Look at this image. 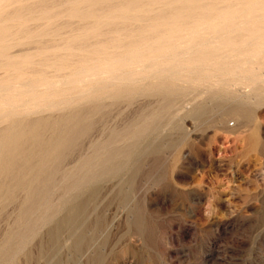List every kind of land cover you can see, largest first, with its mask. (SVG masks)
<instances>
[{
	"label": "rangeland",
	"instance_id": "rangeland-1",
	"mask_svg": "<svg viewBox=\"0 0 264 264\" xmlns=\"http://www.w3.org/2000/svg\"><path fill=\"white\" fill-rule=\"evenodd\" d=\"M40 1L31 0L29 3V0H20L23 3L22 6H25V2H28L26 5L32 3L35 6L34 3L36 2V6L40 4L38 6L42 8L38 6H35V8L32 5L30 7L25 6L23 12L29 9L26 14L22 12L21 8L18 17H24L21 19L16 17L17 20H11L13 22L11 24L10 22L5 24L4 21L0 20L2 22L0 24H4L3 28L0 27L2 28L0 29L2 34H0V38L3 39L8 35V39L7 37L3 40L0 39L2 42L0 52L2 51L4 56L11 55L12 58L14 54H20L22 62L24 61L22 63L19 59L22 70L24 69L22 74L26 70V76L24 75V77H27L26 80L28 81L37 79L40 77L39 74L42 76L45 72L49 76L58 74L56 73L57 68H53L54 71L51 68L52 72L50 67L46 65L50 64V61L55 58L52 52L56 51V48L59 52L63 51L67 41V45H72L76 40L77 45H72L73 50L83 47L87 50L90 44H93V48L101 43L102 46L108 45L112 35L110 30L99 32V36L103 39L100 37L92 38L94 39L93 43L90 39L89 44H85V42L88 43L85 34L89 32H87V28L84 34L82 30L85 28L82 27L95 24L92 20L94 17L96 19L99 17L100 21L98 19L97 21L100 23L97 22L96 24L101 25V23H104L101 20L107 18L109 11H114L116 8V11L126 9V5L123 7L126 3L124 0H116L117 4L115 1L113 3L105 0L107 3H104L99 0L100 3L97 0L98 5L95 0V4H93L96 7L95 9H92L90 3H88L90 0H85L86 2L84 0H78L77 2L76 0H55L56 3H52L53 0ZM64 1L66 2L64 3ZM69 2H72V4L76 2L79 9V3L85 2L86 6L83 3L81 5L84 8L88 7L90 11L95 10L96 13L93 12L95 16H93V13V15L91 14L93 17L89 14L86 17V22L85 19L80 22L79 18L76 19V16H73L75 12H72V7L75 5H70ZM90 2L92 4L94 1L91 0ZM169 3L172 4L173 2ZM205 3L201 2L200 5L194 3V5L197 8L202 6L203 9H209V7H213L212 5L216 6V4L208 2L206 6H203ZM145 4L146 9H149L151 5ZM170 4H167V6H161L162 4H155L154 6L153 4L151 8L153 10H158L160 7L161 9H169L172 7ZM142 5L144 3L138 6L142 8ZM175 5V7H178L179 4ZM182 5L180 4L179 8L184 9V7H187H182ZM187 5L189 6V4ZM194 5H192L193 8ZM223 5L220 4L219 6L225 7L228 4ZM78 6L76 7L78 8ZM164 6L169 7L165 8ZM192 6L187 8L192 9ZM237 6L238 8L241 7L235 5L236 8ZM76 7L74 8L76 9ZM83 7L80 10L88 9ZM102 7L105 9L103 10ZM108 7L110 8L108 9ZM46 8L48 11L45 10ZM112 8L113 10H111ZM202 8L199 7L198 9ZM41 9H44L47 13H51L49 11L53 9L54 14L47 15H50L51 22L57 19L53 23H50V20H46L47 22L40 20L44 23L40 21L39 23L38 20H36L37 22L27 20L28 29L22 25L24 22L26 23L24 20L30 17L31 12L33 14H31V17L43 13ZM79 9H76V12L80 11ZM67 11H71L70 14L68 13L69 15H66ZM114 13L111 12L112 15L109 14L110 16H108L109 19L111 17L112 22L106 19L105 23L114 22L113 25L117 23L115 17L118 14L115 16ZM96 15L99 16L96 17ZM154 15H151V17H155ZM70 16L72 20L69 21ZM100 16L105 17L100 19ZM53 17L55 18L53 19ZM73 17H75L74 20ZM88 17L92 18L88 19ZM22 19H24V22H22ZM151 19L150 22L152 23L155 18ZM262 20L264 19H261V22H264ZM82 21H84L83 23L90 21V23L83 24ZM42 24H45L46 28H42L44 26ZM130 25H132L131 21L130 23L128 21L124 26L129 27ZM21 26L23 27L21 28ZM3 29L7 33L19 29L17 30L19 33L25 31V34L22 32L24 36L20 33L21 38H19L20 36L16 37L17 31L15 30L13 36L17 40L14 39V41L13 37L12 39L9 37L12 33L5 34ZM30 29H32V32ZM27 30L33 35L27 34ZM39 30L41 33L43 31L44 35L47 32L46 36L43 33L42 36L41 33L39 35ZM58 31L61 33L58 34ZM80 31L83 32L81 33L84 34L82 35L84 38H80ZM105 31L109 32L106 33L107 36L104 33ZM56 32H58L59 37L54 34ZM50 34L53 36L52 41ZM27 35L31 38H28ZM22 36L25 37V40L22 39ZM67 36H69V39L73 38V41L64 38ZM54 37L56 39H53ZM27 38L31 39L33 44H31V40L27 41ZM5 39H10L11 42L10 40L4 41ZM18 40H22L20 42L23 45ZM79 41L82 42L81 45L78 44ZM98 41L102 42L99 43ZM5 42H8V44ZM18 43L22 46H18ZM8 45L17 46L10 48ZM3 46L5 48L8 46V51ZM80 46L82 47L80 48ZM46 47L51 48L48 52L52 50L49 55L45 50L48 49ZM69 48L71 47L69 46ZM53 49L55 50L53 51ZM3 51L8 52V54ZM29 52L30 54L34 53L32 55L36 53L37 58H35L36 56L31 57L32 60L29 61ZM39 52L40 54L43 53V56L38 54ZM21 54H24L23 57H21ZM24 56L29 57L28 62H33V64L29 65ZM61 57L70 59L67 54L65 55V52ZM0 59L2 61V58ZM14 59L16 60V57ZM34 61H36V65ZM40 61L42 62L40 63ZM76 63L74 62V64ZM180 64L182 67L184 66L182 62ZM33 65L36 66V70L31 69L34 68ZM78 65L79 63L76 64V67L72 65L71 68L73 66L79 68ZM41 66L43 70L40 69ZM26 67L29 69L27 70ZM74 67L72 69H75ZM163 67L161 69L157 68L158 71L166 70L164 74H162L163 72L159 73L161 75H154L152 71H158L150 68L146 70V68L137 67L136 70H130V73L136 72V74L148 71L151 75L149 74L150 77L147 76L146 78V74L145 79L139 76L138 79L134 78L130 83L116 82L117 88H114L120 91L123 87L124 90L121 89V91L124 93L115 100L110 97L105 98L106 96L101 97V99H93L95 94L90 98L91 94L95 93L98 88L96 89L95 84L89 85L86 81L83 84H86L83 89L88 88L89 91L87 90V92L90 93L89 86L93 85L94 87H92L93 91H91L89 99L87 92L82 90L81 92H84V94H81L84 96H76L79 97L77 100L73 99L72 94L73 98L71 96H68V98L67 96L66 98L60 97L61 99L57 98L56 100V102H59V107L30 114L29 118L32 119H56L68 116L73 111L88 110L95 103H101L104 107L101 115L93 114L90 117L92 124L88 132L77 137L73 146L63 150L64 160L61 171L55 178L48 200V205L52 207V210L48 214L43 210L33 214L31 217V221L34 223L32 229H24L18 224L21 208L26 198L25 190L17 192L11 198L9 196H5L2 200L0 198V254L2 253L0 264H264V95H261L264 92V66L257 67V73L261 78L260 80L257 79L258 76L255 78L257 84H255V81L252 83L255 80L253 78L256 76L255 73L253 77L250 75L252 80L246 76L242 82L241 80L244 78L240 77V79L243 78L237 80V85H241L240 87L234 85L236 82L229 84L233 86V88L229 86L230 90L233 89L232 92L227 86L211 83L212 80L215 83L214 81L217 80L214 79L219 76H213L214 79L209 76L208 82L206 80L208 76L195 73L192 77L194 79L197 77V81L204 84H197L196 79L190 80L192 84L190 82L186 84V77L182 81L173 80L174 75H172L173 79H171L172 76L169 78L173 70L175 71L172 66V71H167L170 66L167 69L165 66ZM36 71L39 74L36 75ZM29 73L32 77L27 76ZM168 73L169 77H165L168 76ZM11 74L13 75L12 72ZM6 76L5 69L0 68V82ZM29 76L30 78H28ZM158 77L161 81L165 78L168 81L170 80L169 82L176 81L177 88L175 91L167 93L157 88L163 83H168L167 80L159 82ZM203 77H206L204 78L205 81L215 86L209 84V87L208 83L206 86ZM141 78L143 81H141ZM200 78L203 80L201 81ZM119 83L121 85L123 83V86ZM125 84H130L131 89L129 85L126 86ZM217 84L219 83L217 82ZM194 85H205L207 89L205 86L198 88L195 86L193 88ZM216 86L217 88L219 86L218 90L223 87L224 90L228 89L230 92L225 93L227 96L222 95L223 97H219L221 96L220 93L224 94V92H217ZM234 87L236 90L238 89L237 92H240V90L241 92L237 93L235 91V93ZM133 88L137 89V92ZM132 89L131 96L129 93L132 92ZM256 89H262L261 92L257 90L261 93H258V96ZM233 92L234 94H230ZM215 93H217V96ZM236 94L243 97L240 98ZM260 96H262V99H260ZM67 99L71 101L68 106ZM102 99L105 102L101 101ZM243 99L247 102L245 103ZM240 105H243V107ZM238 113H240V116ZM250 113L252 114L250 115ZM5 120L0 119V129L6 126V122H3ZM113 136H116V139H111ZM51 137L52 135L48 133L45 139L48 140ZM99 146L100 149L98 150ZM110 152H113V158H106V155ZM88 160H92V164L90 166L84 165ZM75 184L76 186L72 189L71 185L74 186ZM81 203L85 204V210L80 215L77 212V206ZM68 219L73 220L71 225L64 224ZM17 234L22 235L23 238L14 239L13 235L16 236ZM11 235L13 238L12 241H9L7 237L9 238ZM79 238H82V243L78 242ZM8 243L10 247L7 250L10 251L4 259L3 254L7 248L5 245Z\"/></svg>",
	"mask_w": 264,
	"mask_h": 264
},
{
	"label": "bare ground",
	"instance_id": "bare-ground-1",
	"mask_svg": "<svg viewBox=\"0 0 264 264\" xmlns=\"http://www.w3.org/2000/svg\"><path fill=\"white\" fill-rule=\"evenodd\" d=\"M23 1H25V0H23ZM30 1L31 0H29V3H30ZM38 1H40V0H37V2ZM54 1L55 0H53L52 3L57 2V1L56 2H54ZM73 1H75V0H73ZM77 1L78 0H76V2ZM81 1H83V0H81ZM86 1H88V0H86ZM90 1H88V3H90L91 8L95 9L96 7L93 6V4H95V0H93L94 2H92V4ZM98 1H97V5L100 1H103L104 3H107V2H113L114 3V1H115L117 4L116 0H106L107 2H105V0H100L99 2ZM121 1H123V0H121ZM124 1L126 3L123 5V7H125V5H126V9L120 8L122 10L116 11L117 10V8H116V10L114 9V11H109V12L106 10L109 14L111 12H113V13L116 12V13H114L115 16H116V14H118V16H116L118 18L115 17V19H117L116 20L117 23L114 25H113L114 22L109 23V24H107V22L105 23L106 19H108L107 21H109L111 19V17L109 19L108 16H110L112 14H110V15L108 14V16L106 14H101V15H106L107 18L105 16H100V19L102 17H105V20H101L104 22L103 24L101 23V25H97L96 23L98 21H100L98 19L99 17H97L99 15H96L98 21L95 17H94V19L92 18L93 16H95V14L93 13L95 10L90 11L88 7H85V8L83 7V5L86 4L85 2L84 3L82 2L83 5H81L82 3L78 2L80 5V9H81V7H83L84 9L88 8L87 10L82 11L79 9V6L76 2H75V4H74V2H73V4H72V2H69L70 5H75L72 7V12H75L73 16H76V19L79 18L80 22L82 19L83 20L85 19L84 21L86 22V17L89 16V14H90V16H92L94 14L92 17H88V19L92 18V20L94 21L95 24H92V25L90 24L91 26L90 25H84L85 27H82V28L86 29V30L85 29L82 30V31H84V34L86 33L85 31H87V28H88L87 32H89V33L85 34V35H87V40H88V43L85 42V44H89L90 39H92V38L100 37L99 32H101L103 30H107V31L110 30L112 35L110 36L111 40L109 38L110 41H108L109 42L108 45L102 46L101 45L102 41H98L99 43H101V44L98 43L101 46L98 45L99 47L94 46L95 48H93L92 47L93 44L92 45L90 44L91 46L90 45L88 46L90 48V49L88 48L89 50L88 49L86 50V48H84V47L81 48L84 45L80 46L81 49H74L73 50L72 45L73 46H74V44L77 45L76 40H75L74 44L67 45V43H68L67 40H72L73 38L69 39V36L64 37V38H66V39L68 38V39L67 40L65 39L67 41V43L65 42L66 46H64L65 48H63V51L59 52V50H57L58 48H56V51H54L55 49H53L54 52H52V50H51V52L53 53V56H55V58H53V60H52L53 62L50 61V64L46 63L47 64L46 66L50 67V70H51V68L53 71H54L53 68L58 69L57 70L58 72L56 71V73H58L57 75H54L52 73L54 76H49L48 74L46 75V72L45 73L43 72L44 74H42V76H41L37 72V71H39V69H37L36 75L38 73L40 77L36 76V77H38L37 79H31V81H28V80H26L27 77H24V75L26 76V70H25V73L22 74L24 72L23 71L24 69L22 70V67H21V64L19 61V59H20L22 62V59L19 56L20 54L18 55V54L13 53L14 57H16V60H18V61H16L14 59V57L13 58L10 57L11 56L10 54H9L10 56H6V55L4 56L2 51L0 52V55L3 54L2 57H0V58H2V61H0V62H2V63H0V66H1L0 68L1 69L4 68L6 71V75H7L4 79L2 78L3 80H1V82H0V119H6L5 121H3V122H6V126L3 127L2 129H0V198H1V200L4 199L5 196H9L11 198V197L15 196V194L19 191H22V190L26 191L25 202L22 205L21 212L19 215V221H18L19 226L23 227L24 229L30 230L33 228L34 223L31 221V217L37 211L43 210L44 212H46V214H48V212H50L52 210V207L50 205H48V200H49L52 188H53L54 183H55V178H56L57 174L61 171V166H62V163L64 160L63 150L65 148H69V147L73 146L75 144L77 137H79L80 135H85L88 132V130L90 129L91 124H92V122H91L92 120L90 119V117L93 114L94 115H96V114L101 115V112L103 111L104 107H103V104H101V103H95L94 106L88 110L84 109L83 111H76V112L73 111V113H71L68 116H64V117H60V118H56V119H42V118L41 119H32V118H29L30 114L37 113V112L43 111V110L46 111V110H49L51 108L59 107L58 106L59 102H56V100H57V98L61 99L60 97L66 98V96H67V98H68V96H71V94H72L74 98L72 96L71 97L74 100H77L81 95L84 94V92H87V90L89 91L88 88H86V90L83 89V86L85 88V85H86V84L85 85H83V84L86 83V81H88L89 85H91L93 83V84H95L94 86L96 87V89L98 88L97 89L98 92H96L97 90H95V93H92L91 91H93V89H92L93 85L89 86L91 89L90 93H92V94L90 97V93L87 92L88 99H89V97L92 98V96H94L93 94H95V97H93V99H98V98L101 99V97L104 98L106 96L105 98L110 97V98H114V100H115L118 96L121 97V95L124 93L121 91V89H123V87L121 88V86H123V83H122V85H121V83H119V85H121L120 91L116 89L118 82L130 83L134 78H137V77L139 78V76H142V78H143L146 74H147L145 76L146 78H147V76L150 77L151 74L148 73V71L146 73L143 72L144 74L143 73L142 74H136V72L130 73V70H133L137 67L138 68H146V70H147V68H150L151 70L155 69V71H158L157 68L161 69V67L165 66L167 69V67L170 66L169 68L171 70L167 69V71H172L173 68L175 69V71L173 70V73L169 72V73H172V74H170V77H169V73H168V76H165V77L171 78V76L174 75V79H173V76L171 79H173V80L177 79V81H179V80L182 81L186 77L187 83L185 81H183L186 84H188V82H190V80L194 79L192 76L195 73L201 74L202 76L203 75L208 76L207 78L203 77V79L206 78L207 81H208V78H210L209 76H212L213 79L215 78L213 76H216V77L219 76L220 79H218L219 77L217 79H214V80H217V81H214L215 83L212 82L213 80L211 78V80H212L211 83L215 84V85H219V86L220 85L227 86V88L229 90L231 88H233V86H230L231 85L230 83L236 82V84H234V83L233 84L240 87L241 85L240 86L237 85V80L239 81L246 76H247V78L249 77L248 79H250L251 78L250 75L253 77V75L255 73L256 76H254L253 78L255 79L257 76H258L257 79L259 78V74L257 73V67L260 65L264 66V22H261V19H264V0H172V1H170V0H124ZM167 1H168V3H167ZM40 2H43V1H40ZM65 2L66 1H64V3ZM169 2H171V3L173 2V3L170 4ZM201 2H204V3L208 2L210 4H216V6L212 5L213 7H211V8L209 7V9H205V8L203 9L202 6H199L202 9H198L199 7L197 8L194 5V3L195 4L198 3V5H200ZM26 3L28 4V2L24 3L25 6L30 7V5H32V3L29 5H26ZM35 3H34V5L36 6ZM141 3L142 4L144 3V5H142V8H140V6H138ZM145 3H147V5L149 4L151 6L153 4H154V6H155V4H158V5L162 4L161 6H163V5L167 6V4L168 5L170 4L172 7L169 9H161V7H160V9H158V10H153L150 6L149 9H146ZM206 3L203 4V6L204 5L206 6L207 5ZM44 4H45V2H44ZM175 4H179L178 7H175L176 6ZM180 4H183L182 7L183 6H187V7L190 6L191 7L192 5H194V8L192 6V9L191 8L188 9L187 7H184V9H182L181 7L179 8ZM187 4H189V6ZM220 4H222V6H224L223 4H228V5L225 7H221V6H219ZM38 5H40V4H37V6ZM235 5H239L241 7L238 8V6H237V8H236ZM25 6H22V9H21L22 12H23V10H25L24 9ZM35 6L32 5V7H35ZM63 6H64V4H63ZM76 6H78V8ZM87 6H89V5L87 4ZM101 6H102V4H101ZM38 7H41V6H38ZM46 7H48V6H46ZM65 7L67 9L66 5H65ZM69 7H71V6H69ZM69 7H68V10H69ZM74 7H76V9L77 10L79 9L80 11L76 12V9ZM119 7H120V5L118 6V8ZM143 7H145V8H143ZM164 7H162V8H164ZM168 7H165V8H168ZM195 7L197 8V10L195 9ZM53 8H54V6H53ZM73 8L75 9V11L73 10ZM97 8H100V7H97ZM109 8L110 7H108V9ZM102 9L104 10L105 8L102 7ZM28 10L26 9V11H28ZM41 10L43 11V13L42 12L39 13V15L36 17H35V15H36L35 14L34 16H32L33 17L32 18L31 17L32 12H31L29 15L31 17V18L29 17L30 19L29 18L26 20L22 19V22L26 21V23L24 22V24H22V25H24L27 28L29 26V25L27 26V20H31V22H32V20H35V22H37L36 20H38V22L40 20H45L44 22H47L46 20H50V23H53L54 20L57 19V18L54 19L55 17H53L54 20L51 22L52 19H50V15H47V14H51V13L54 14L53 9H51L49 11L51 13L45 12V10L48 11L47 8L45 10L44 9H41ZM52 10H53V12H52ZM111 10H113V8ZM26 11H24L23 13L26 14ZM35 12H36V10H35ZM70 12L67 11L66 15L68 13L70 14ZM95 13H96V11H95ZM21 15H22V13L20 14V16ZM151 15H154L155 17H153V16L151 17ZM167 16H169L170 19H169V17L167 18ZM23 17L24 16L18 17V19L19 18L21 19ZM112 17L114 18V16H112ZM26 18H27V16H26ZM74 18L75 17H73V20H74ZM150 18H153V19L155 18L152 23L150 22V21H152V19L150 20ZM70 19L72 20L71 16L69 18V21H70ZM79 19H78V21H79ZM95 20H96V22H95ZM84 21H82V23ZM110 21L112 22V20H110ZM128 21H129V23L131 21L132 25H130L129 27L124 26L126 23H128ZM262 21H264V20H262ZM2 22H0V23H2ZM16 22H19V21H16ZM40 22L44 23L42 21H40ZM154 22H156V23H154ZM11 23H13V22L10 21V24ZM87 23H90V21L89 22L87 21ZM87 23H83V24H87ZM99 23L100 22H98V24ZM0 25H1L0 27H2L4 24H0ZM7 25H9V24H7ZM42 25H44L42 28H46L45 24H42ZM51 25H53V24H51ZM81 26H83V25H81ZM86 26H88V27H86ZM22 27L23 26H21V28ZM2 28H0V29H2ZM6 28H7V26L5 27V29ZM29 28H31V27H29ZM5 29H3L4 32H5ZM15 30L17 31L19 29H15ZM15 30H13V32H8L9 34L12 33V34H10L9 37H11V39L13 37V40L16 39V38H14L15 36H13V34L16 32ZM30 30L32 32V29H30ZM57 30H59V29H57ZM51 31H52V29H51ZM60 31H58L59 33L56 32L54 34L58 35L62 32V31L61 32ZM82 31H80V33ZM17 32H16V37H19L20 33H22L23 31H21L20 33L18 32L19 34ZM33 32H34V30H33ZM8 33H7V31L5 32V34H8ZM23 33L21 35L24 36L25 33L24 34ZM28 33H30V31H28L27 34ZM40 33L41 32L39 30V35H40ZM42 33H43V31H42ZM42 33H41V36H42ZM46 33H45V35L43 33V35L46 36ZM82 33H81V35H79L80 38H82L83 37L82 35H84ZM104 33L107 36L106 33H109V32L105 31ZM104 33H101V34H104ZM30 34H32V33H30ZM76 35H73V36H76ZM60 36H62V35H60ZM5 37H7V39H8V35ZM5 37H3V39ZM27 37L31 38V36H29V35H27ZM52 37L53 36L51 35V37H50L51 41H52ZM57 37H59V35ZM19 38H21V36ZM24 38L25 37H23L22 39H24ZM61 38H63V37H61ZM0 39H2V38H0ZM7 39H5L4 41L10 40V39L9 40H7ZM35 39H37V38H35ZM53 39H56V37H54ZM77 39H79V38H77ZM101 39H103V38H101ZM30 40L31 39H28L27 41H30ZM93 40L94 39H92L91 42ZM18 41H19V43L22 42V40H18ZM27 41H25V42H27ZM82 41L84 42L83 39H82ZM85 41H86V38H85ZM10 42H11V40H10ZM30 42H31V44H33L32 40ZM37 42H39V41L37 40ZM106 42H105V44H107ZM1 43L2 42L0 40V48L2 47ZM5 43L8 44V42H5ZM19 43H18V46L23 45L22 43H21L22 45H20ZM61 43H64V42H61ZM80 43H82V42L79 41L78 44L81 45ZM58 44L60 45V43H58ZM39 45H40V43H39ZM39 45L37 44V46H39ZM8 46L6 47L7 49L4 46L3 47L5 48V50L8 51L9 47L11 48L14 45L9 46V47ZM16 46L17 45H15L14 47H16ZM25 46H27V45H25ZM42 46H44V45H42ZM45 46H46V44H45ZM62 46H63V44H62ZM69 46L71 48H69ZM249 46H251V48H249ZM4 48H2V49L4 50ZM46 48H48L45 50H46L47 54L49 55L51 53V52H48L50 47H46ZM3 52H6V51H3ZM64 52H65V55L67 54L70 57V59H66L68 57H66V58L61 57ZM6 53L8 54V52H6ZM29 54H30V52H29ZM32 54H34V53H32ZM32 54H30V56H29L30 57L29 61L32 60L31 57L36 56L35 58H37L36 53H35V55H32ZM38 54H40V52ZM23 55L24 54H21V57H23ZM40 55L43 56V53H41ZM17 56L19 57L18 59H17ZM24 57L26 58V56H24ZM29 57L26 58L27 62H28ZM47 58H48V56H47ZM34 62H35L34 64L36 65V61H34ZM41 62L42 61H40V63ZM74 62L79 63V65H78L79 68H75L77 63L74 64ZM180 62H182V64L184 65L183 67L180 64ZM71 63H73V64H71ZM31 64H33V62L29 63V65H31ZM29 65H28V67H29ZM35 65H33L34 68H31V69H35V67H36ZM43 65H44V63H43ZM72 65L75 66V67L73 66L75 69H72L73 67L71 68ZM42 66H41V68L39 67L41 70H43ZM171 66L173 68H171ZM179 66H181V67H179ZM43 68H44V66H43ZM70 68H71V70H69ZM26 69L28 70L29 68L26 67ZM45 69L47 70L46 67H45ZM146 70L144 69V71H146ZM151 70H149V71H151ZM162 70L163 71L159 70L160 72L159 71L158 72L152 71V72L154 73V75H161L159 73L163 72L162 74H164V71H166L165 69H162ZM11 72L13 73V75L11 74ZM30 73L27 74V76L28 75L31 76V74H34V73H31V74ZM49 73H51V72H49ZM156 73H158V74H156ZM12 76H14V77H12ZM30 76L28 78H30ZM145 77L143 79H145ZM163 77H162V79H163ZM240 77H243V78L240 79ZM142 78H141V81H143ZM158 79H159V77H158ZM203 79H201V81ZM260 79L261 78H259V80ZM164 80H167V78H165ZM164 80L161 81V79H159V82L160 81L163 82ZM244 80H245V78L241 81L243 82ZM251 80H252V78H251ZM169 81L167 80L168 83H163V84L159 85L157 88H159L160 90H163L167 93L168 92L173 93L175 91V89L177 88L176 87L177 83H176V81H171V82H169ZM195 81H197V79ZM204 81H205V79H204ZM207 81H205V85L209 82V81L208 82ZM254 81H255V84H257L256 79L253 80L252 83H254ZM261 81H259V82H261ZM217 82L219 84H217ZM115 83H116V85H115ZM196 83L200 84L201 82L197 81ZM211 83H208L207 85L209 87H210V85L215 86V85H212ZM174 84H175V87H174ZM201 84L203 85L204 83H201ZM239 84H242V83L240 82ZM119 85H118V87H119ZM127 85L130 86V84H127ZM202 85H200V86H202ZM195 86L196 85H194L193 88ZM200 86H196V88H198ZM204 86H202V87H204ZM219 86H218V88H219ZM114 87H116V88H114ZM191 87H192V85H191ZM235 87H234V92L235 91L237 92L238 89L236 90L237 87L236 88ZM216 88H217V86L215 87V89ZM218 88L216 90H218ZM130 89H131V86H130ZM133 89H132V92L130 91L131 93L128 92L130 95L133 93ZM206 89H207V87H206ZM220 89L222 91L218 90L217 92H219V91L224 92V94L220 93L221 96H219V97H223L225 95V93L228 94L230 91L232 92V90H233V89L230 91L228 89L224 90L223 87L222 88L220 87ZM82 90L84 92H81ZM213 90H214V88H213ZM216 90H214V91H216ZM257 90L258 89H256V93L258 96V93L261 92L262 89L258 90L259 92ZM135 91L137 92V89ZM135 91H134V93H135ZM225 91H227V92H225ZM234 92L230 93V94H234ZM240 92H241V90H240ZM240 92H237V93H240ZM81 93H83V94H81ZM125 94H127V93H125ZM259 94H261V93H259ZM87 95H85V96H87ZM215 95L217 96V93H215ZM261 95H264V92ZM76 96H79V97H76ZM225 96H227V95H225ZM237 96H239V95H237ZM241 97H243V96H241ZM260 97H261L260 99H262V96H260ZM72 98H71V100H72ZM257 98L259 99V97H257ZM67 100H68V102H67L68 103L67 106H68L69 102H71V101L69 99H67ZM74 100H72V101L74 102ZM111 100H113V99H111ZM243 100L245 101V103L247 102L246 101L247 98H246V100L245 99H243ZM64 101H65V99H64ZM101 101H104V100L102 99ZM244 101H242V102H244ZM83 102H84V100H83ZM239 103H240V101H239ZM241 107H243V105ZM249 107H250V105H249ZM245 109H246V107H245ZM242 110H244V109H242ZM248 113H249V111H248ZM251 114L252 113H250V115ZM238 115L240 116V113H238ZM245 115H246V113H245ZM242 116H243V114H242ZM246 116L248 117V115H246ZM252 120H250V121H252ZM48 133H50L52 135V137L50 139L46 140L45 136ZM114 138L116 139V136H113L111 139L114 140ZM97 149L99 150L100 146ZM117 151H119V150H117ZM113 155H114L113 152H110L106 155V158H113ZM91 164H92V160H88L86 163H84V165H86V166L87 165L90 166ZM90 179H92V178H90ZM76 182H78V181H76ZM91 184H92V182H91ZM75 186H76V184L74 186L71 185V188L73 189ZM83 187H84V185H83ZM93 194H94V192H93ZM84 210H85V204L84 203H81L77 206V212L80 215L83 214ZM72 223H73V220H70V219H68L64 222V224H68V225H71ZM20 234H21V232H20ZM13 237H15L14 239L23 238L22 235H18V234L16 236L13 235ZM13 237L11 235L9 238L7 237V239H9V241H12L11 239ZM81 241H82V238H79L78 242L80 243ZM9 243H12V242H9ZM9 243L7 245H5V246H7V248L5 247L6 252H4V250H3L4 259H5V257H7L9 255L10 250H7L8 247H10Z\"/></svg>",
	"mask_w": 264,
	"mask_h": 264
},
{
	"label": "clouds",
	"instance_id": "clouds-1",
	"mask_svg": "<svg viewBox=\"0 0 264 264\" xmlns=\"http://www.w3.org/2000/svg\"><path fill=\"white\" fill-rule=\"evenodd\" d=\"M22 8L20 0H0V20L8 23L19 15Z\"/></svg>",
	"mask_w": 264,
	"mask_h": 264
}]
</instances>
